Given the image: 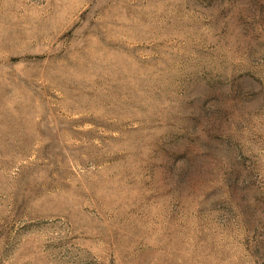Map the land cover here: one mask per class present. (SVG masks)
<instances>
[{"label": "rangeland", "instance_id": "rangeland-1", "mask_svg": "<svg viewBox=\"0 0 264 264\" xmlns=\"http://www.w3.org/2000/svg\"><path fill=\"white\" fill-rule=\"evenodd\" d=\"M0 264H264V0H0Z\"/></svg>", "mask_w": 264, "mask_h": 264}]
</instances>
